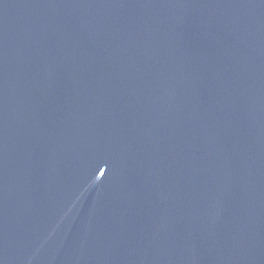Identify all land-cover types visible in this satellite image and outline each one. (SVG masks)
Here are the masks:
<instances>
[{
    "label": "water",
    "instance_id": "water-1",
    "mask_svg": "<svg viewBox=\"0 0 264 264\" xmlns=\"http://www.w3.org/2000/svg\"><path fill=\"white\" fill-rule=\"evenodd\" d=\"M0 264H264V0H0Z\"/></svg>",
    "mask_w": 264,
    "mask_h": 264
}]
</instances>
